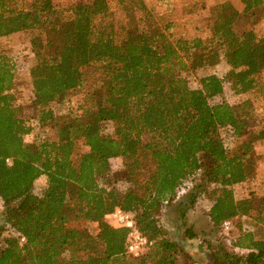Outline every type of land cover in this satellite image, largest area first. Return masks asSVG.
Wrapping results in <instances>:
<instances>
[{"label": "trees", "instance_id": "obj_1", "mask_svg": "<svg viewBox=\"0 0 264 264\" xmlns=\"http://www.w3.org/2000/svg\"><path fill=\"white\" fill-rule=\"evenodd\" d=\"M116 1L119 18L111 0H0V38L35 32L27 111L16 82L23 62L0 51V264H178L183 250L160 217L185 183L190 205L215 184L214 225L250 216L264 227V194L237 199L232 190L256 173L264 123L249 98L231 103L225 94L230 84L264 98V0H241L242 10L190 0L179 14L204 27L191 39L174 36L173 18L145 0ZM220 63L225 72L191 85L186 72ZM73 94L80 102L57 114ZM34 128L39 136L25 145ZM231 138L241 141L233 147ZM116 207L133 212L152 242L138 257L126 252L128 229L105 220ZM82 221L97 222V233ZM231 241L241 251L218 248L214 264H264V236L250 225Z\"/></svg>", "mask_w": 264, "mask_h": 264}, {"label": "rangeland", "instance_id": "obj_2", "mask_svg": "<svg viewBox=\"0 0 264 264\" xmlns=\"http://www.w3.org/2000/svg\"><path fill=\"white\" fill-rule=\"evenodd\" d=\"M145 1L155 14L158 15L159 13H164L169 15L170 18H173V20L175 19V23L177 24L180 22L181 16L178 12L180 4H186L190 0H172L173 3L172 5L170 4L171 6L169 5L168 13L167 4H161L158 0ZM111 3L114 7L117 18L122 17L124 14L123 8L117 4L116 0H111ZM174 6H176V8ZM195 20L196 22H199L197 19ZM178 26L174 25L173 32L180 34V31L177 28ZM188 32L190 33V31ZM34 33V31H19L9 37L0 38V51H5L12 56L15 55L21 60V62H23V66L20 67V70L16 74V82L21 94L19 102L24 104L26 111L28 110V98L31 95V78L29 69L35 62L30 50V41ZM192 33L190 34L192 35ZM177 34L176 36L178 37ZM218 65V68L217 66L210 68L205 67L194 73L186 72L191 85L197 87L198 78L200 76L211 73L215 70L218 72H225L226 66L224 63ZM261 77L264 79V71ZM225 94L226 98L231 103H240L242 100L249 98L252 103V110L256 116L257 123H264L263 97L252 92L239 96L231 89L230 84H226ZM80 100V94H73L68 102H62L55 107L56 113L64 114L73 110L74 106L80 102ZM30 123L32 122L28 120L27 124ZM103 129L105 133H110L113 131V124L111 122H106ZM39 133V128H34L31 133L24 136V144L29 145L34 142L36 137L39 136ZM50 134L52 135V133ZM231 140V146L233 147L238 145L241 141L239 138H231ZM85 149L86 148L82 146L81 150ZM255 156L257 164L254 177L247 183L238 184L232 187L234 196L237 199L249 197L252 193L256 196L264 194V140L256 142ZM121 164L120 159L112 160L113 167L118 168ZM45 181V177L38 179L35 182L36 190L40 191L43 189ZM117 186L120 189H125L127 183L124 180H121L117 183ZM214 186L215 184L207 186L204 189L206 190L205 192L199 193L197 198L195 196V201L191 205L189 202V193H184L179 198H176L173 202L169 203L162 212L160 221L165 229L166 237L171 241L176 242L183 250V253L180 252L178 255V264H214L211 258V253L218 248H223L226 251L235 250L231 243L232 238L238 239L243 232V229L249 225L254 229L257 236H264V227L257 224L256 220L250 216L235 217L229 229H225L222 225H214L208 214L213 203L214 195L212 194V190ZM217 186H219V183ZM2 215L3 201L0 199V220L3 218ZM82 226L92 235L96 234L95 232L98 229V225L92 223V221H82ZM188 229H191L195 233V237H189V235H187ZM3 234H6V232H3Z\"/></svg>", "mask_w": 264, "mask_h": 264}, {"label": "built area", "instance_id": "obj_3", "mask_svg": "<svg viewBox=\"0 0 264 264\" xmlns=\"http://www.w3.org/2000/svg\"><path fill=\"white\" fill-rule=\"evenodd\" d=\"M8 161H10V159H8ZM190 185L191 183H185L181 189L178 190L177 198H179L182 194L187 193ZM105 220L114 227H126L128 229L126 252L129 255L138 257L150 247L152 242L149 241L146 235L137 229L135 215L133 212L125 211L120 207H116L112 212L106 214ZM231 223V219L225 220L223 222V227L225 229H229ZM24 239V236H20V241H23ZM234 248L235 251H241L238 247Z\"/></svg>", "mask_w": 264, "mask_h": 264}, {"label": "crops", "instance_id": "obj_4", "mask_svg": "<svg viewBox=\"0 0 264 264\" xmlns=\"http://www.w3.org/2000/svg\"><path fill=\"white\" fill-rule=\"evenodd\" d=\"M232 1V3L234 4V6L238 9V10H242V8H243V3H242V1L241 0H231ZM147 3V2H146ZM172 3H173V1H172ZM172 3H171V5H172ZM187 4V3H186ZM170 5V6H171ZM183 5H185V3H183L182 5L180 4V7H182ZM168 6V8L167 9H169V5H167ZM176 7V6H175ZM170 10H172V9H170ZM196 18H191L190 16H188V15H181L180 16V22L179 23H175V19L173 20L174 21V23H173V28H172V30L174 31V25L176 26H178L177 28H178V30L180 31L179 33L180 34H177L176 32V34L178 35V37H184V38H189V39H191V38H193V37H195V36H198L199 35V33H200V31H202L203 30V26H201V23L200 22H196V20H195ZM193 26H194V28H193ZM188 31H190V33H192V32H194V33H192V35L188 32ZM174 33V32H173ZM174 33V36H176V34ZM205 34V33H204ZM177 37V36H176ZM92 223H94V224H96V225H98V223L97 222H94V221H92ZM97 231H98V229L96 230V232L95 233H97Z\"/></svg>", "mask_w": 264, "mask_h": 264}]
</instances>
